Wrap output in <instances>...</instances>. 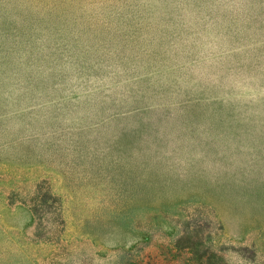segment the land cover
Masks as SVG:
<instances>
[{"label": "rangeland", "instance_id": "374dc122", "mask_svg": "<svg viewBox=\"0 0 264 264\" xmlns=\"http://www.w3.org/2000/svg\"><path fill=\"white\" fill-rule=\"evenodd\" d=\"M0 264H264V0H0Z\"/></svg>", "mask_w": 264, "mask_h": 264}]
</instances>
